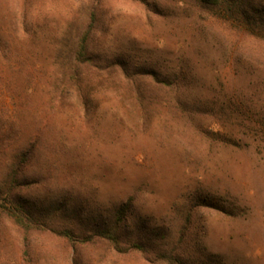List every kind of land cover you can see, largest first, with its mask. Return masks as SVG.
Masks as SVG:
<instances>
[{
	"label": "rangeland",
	"instance_id": "obj_1",
	"mask_svg": "<svg viewBox=\"0 0 264 264\" xmlns=\"http://www.w3.org/2000/svg\"><path fill=\"white\" fill-rule=\"evenodd\" d=\"M240 1L0 0V264H264Z\"/></svg>",
	"mask_w": 264,
	"mask_h": 264
},
{
	"label": "trees",
	"instance_id": "obj_2",
	"mask_svg": "<svg viewBox=\"0 0 264 264\" xmlns=\"http://www.w3.org/2000/svg\"><path fill=\"white\" fill-rule=\"evenodd\" d=\"M238 1H239V2H240V4H241V1H240V0H238ZM125 208H126V207L124 206L122 210H124ZM65 234H66V233H65Z\"/></svg>",
	"mask_w": 264,
	"mask_h": 264
}]
</instances>
